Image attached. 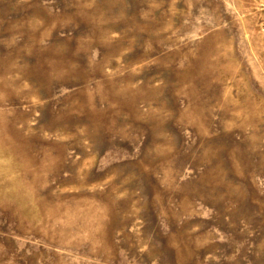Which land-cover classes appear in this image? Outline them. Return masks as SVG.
Instances as JSON below:
<instances>
[{
	"label": "rangeland",
	"instance_id": "rangeland-1",
	"mask_svg": "<svg viewBox=\"0 0 264 264\" xmlns=\"http://www.w3.org/2000/svg\"><path fill=\"white\" fill-rule=\"evenodd\" d=\"M0 264H264V0H0Z\"/></svg>",
	"mask_w": 264,
	"mask_h": 264
}]
</instances>
